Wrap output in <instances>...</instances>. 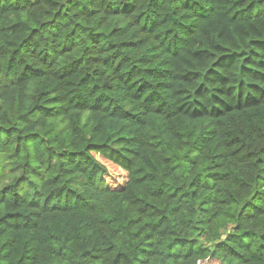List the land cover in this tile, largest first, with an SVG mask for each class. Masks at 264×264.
I'll return each instance as SVG.
<instances>
[{"label": "trees", "instance_id": "1", "mask_svg": "<svg viewBox=\"0 0 264 264\" xmlns=\"http://www.w3.org/2000/svg\"><path fill=\"white\" fill-rule=\"evenodd\" d=\"M264 264V0H0V264Z\"/></svg>", "mask_w": 264, "mask_h": 264}, {"label": "built area", "instance_id": "2", "mask_svg": "<svg viewBox=\"0 0 264 264\" xmlns=\"http://www.w3.org/2000/svg\"><path fill=\"white\" fill-rule=\"evenodd\" d=\"M195 264H212L209 258L198 260Z\"/></svg>", "mask_w": 264, "mask_h": 264}, {"label": "rangeland", "instance_id": "3", "mask_svg": "<svg viewBox=\"0 0 264 264\" xmlns=\"http://www.w3.org/2000/svg\"><path fill=\"white\" fill-rule=\"evenodd\" d=\"M213 263L214 264H219V262L217 260H214Z\"/></svg>", "mask_w": 264, "mask_h": 264}]
</instances>
